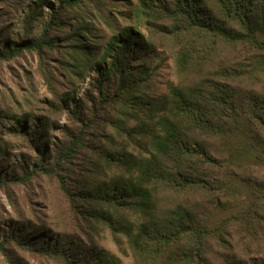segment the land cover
<instances>
[{
	"label": "trees",
	"instance_id": "trees-1",
	"mask_svg": "<svg viewBox=\"0 0 264 264\" xmlns=\"http://www.w3.org/2000/svg\"><path fill=\"white\" fill-rule=\"evenodd\" d=\"M83 1L59 0L53 7L48 0H35L19 33L24 37L15 34L16 39L0 41V61L25 50L40 54L54 47L48 33L64 27L62 14ZM47 6L48 20L28 39ZM139 12L151 21L171 22L168 32L176 40L178 81L169 83L167 93L158 98L138 95L145 71L135 67L153 49L142 34L125 28L99 57L97 65L103 67L90 85L97 94L90 100L94 110L76 132L68 133L69 142L55 153L54 167L43 165L49 154L41 143L47 136L45 118L28 129L18 124L40 158L32 170L6 176L0 186L24 184L40 173L56 177L74 199L58 166L70 164L86 147V131L100 110L132 100L123 103L135 120L126 136L141 150L124 147L103 153L117 175L76 197L87 201L91 214L112 231L125 236L133 264H264V252L254 248L264 235V0H142ZM76 36L70 39L76 42ZM80 53L78 47L75 55ZM91 92L87 96L92 98ZM80 109L75 103L72 119H78ZM19 118L22 125L29 120L28 115ZM11 239L19 247L34 249L33 240ZM72 247L57 238L38 250L76 264L69 256ZM251 253L258 257L243 260V254ZM86 264L119 260L97 251Z\"/></svg>",
	"mask_w": 264,
	"mask_h": 264
},
{
	"label": "rangeland",
	"instance_id": "rangeland-1",
	"mask_svg": "<svg viewBox=\"0 0 264 264\" xmlns=\"http://www.w3.org/2000/svg\"><path fill=\"white\" fill-rule=\"evenodd\" d=\"M48 1L57 7L59 0ZM141 1L85 0L62 14L64 27L48 33V39H55L54 47H46L40 54L25 50L19 56L0 61V151L4 153L0 154V180L20 175L23 168L32 170L37 164L40 154L20 134L17 125L28 129L41 117L45 118L47 135V140L44 138L41 143L46 144L49 152L43 165L54 167L55 153L69 142L68 133L76 132L81 127L80 121L88 120L94 110L90 100L97 94L91 92L90 85L103 67L97 65L99 57L110 40L125 28L142 34L153 49L143 62L136 64L135 68L145 71L140 76L137 94L158 98L167 93L169 83L178 81L174 62L176 40L168 32L171 22L151 21L139 12ZM34 2L0 0L1 43L5 38L16 39L14 35L22 32L24 17ZM49 15L47 6L42 10L40 23L32 25L28 39L39 34ZM73 34L77 35L76 42L70 39ZM77 46L82 53L75 55ZM113 83L111 80L107 85L110 94ZM90 92L92 98L87 96ZM125 102L133 103L125 100L100 110L95 123L86 131V147L78 151L70 164L58 166L60 176L65 179L63 185L75 195L74 199L65 194L56 177L40 173L24 184L0 186V264H65L60 258L38 250L42 245H52L57 238L62 244L73 246L69 256L76 264L88 263L91 253L97 251L114 256L119 264H133L125 236L112 231L91 214L92 206L89 208L87 201L76 197L117 175L116 167L108 166L101 157L103 153H115L124 147L128 151L141 150L127 139L126 130L133 128L135 120ZM75 103L82 108L76 120L70 114ZM23 115L29 117L24 125L17 122ZM11 237L21 242L33 240L34 249L17 246ZM256 245L254 248L263 253L264 235ZM248 257L258 256L243 254V260Z\"/></svg>",
	"mask_w": 264,
	"mask_h": 264
}]
</instances>
